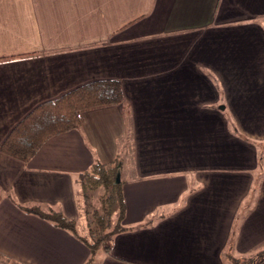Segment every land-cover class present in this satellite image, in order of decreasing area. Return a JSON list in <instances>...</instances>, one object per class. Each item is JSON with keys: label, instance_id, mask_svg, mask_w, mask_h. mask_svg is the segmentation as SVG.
I'll return each mask as SVG.
<instances>
[{"label": "crops", "instance_id": "crops-1", "mask_svg": "<svg viewBox=\"0 0 264 264\" xmlns=\"http://www.w3.org/2000/svg\"><path fill=\"white\" fill-rule=\"evenodd\" d=\"M95 81L118 82L123 103L28 163L0 151V264L87 262L80 241L19 207L61 211L84 235L76 181L115 158L118 120L128 230L94 264L263 251L264 0H0V146L37 106Z\"/></svg>", "mask_w": 264, "mask_h": 264}, {"label": "trees", "instance_id": "trees-1", "mask_svg": "<svg viewBox=\"0 0 264 264\" xmlns=\"http://www.w3.org/2000/svg\"><path fill=\"white\" fill-rule=\"evenodd\" d=\"M124 101L121 86L115 81H95L63 95L52 102L37 106L7 135L0 151L22 163H28L50 139L78 129L89 111L114 107ZM127 158L96 162L77 178L83 200L81 209L85 234L77 229V222L61 211L39 207H19L21 211L46 221L55 228L70 233L89 251L85 264H94L98 253L110 254L114 238L128 229L123 225L126 205L123 195L127 172ZM94 201V203H93ZM150 220L143 226L149 225ZM231 264H259L264 261V250L246 258H230Z\"/></svg>", "mask_w": 264, "mask_h": 264}, {"label": "rangeland", "instance_id": "rangeland-1", "mask_svg": "<svg viewBox=\"0 0 264 264\" xmlns=\"http://www.w3.org/2000/svg\"><path fill=\"white\" fill-rule=\"evenodd\" d=\"M123 125H125V124L124 123L122 124V122L120 120H118L115 127H113V128L110 127L108 129L110 134H111V141L112 140L114 141V149H115V153H114L115 158L114 159L122 160V159H125V157H128L127 145L129 144V135L127 133V130H125V128L123 127ZM124 174H125V172H122L121 179L123 181H125ZM79 196L81 198V204L83 206V200H82L81 193H79ZM93 203H94V201H93ZM82 220H84V217H82ZM83 225H84L83 227H85V222H83ZM78 230L80 233L82 232L80 225L78 226Z\"/></svg>", "mask_w": 264, "mask_h": 264}]
</instances>
